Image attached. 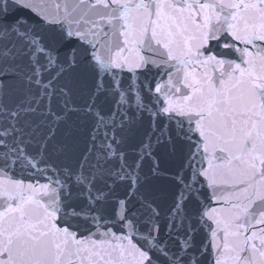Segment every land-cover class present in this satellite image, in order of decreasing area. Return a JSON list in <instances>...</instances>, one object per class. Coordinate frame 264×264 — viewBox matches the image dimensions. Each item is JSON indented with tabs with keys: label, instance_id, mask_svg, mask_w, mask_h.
I'll list each match as a JSON object with an SVG mask.
<instances>
[{
	"label": "snow or ice",
	"instance_id": "snow-or-ice-1",
	"mask_svg": "<svg viewBox=\"0 0 264 264\" xmlns=\"http://www.w3.org/2000/svg\"><path fill=\"white\" fill-rule=\"evenodd\" d=\"M0 264H264V0H0Z\"/></svg>",
	"mask_w": 264,
	"mask_h": 264
}]
</instances>
